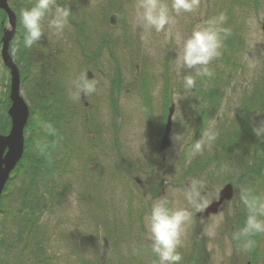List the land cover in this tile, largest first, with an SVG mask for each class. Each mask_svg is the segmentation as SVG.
I'll list each match as a JSON object with an SVG mask.
<instances>
[{
    "label": "rangeland",
    "instance_id": "374dc122",
    "mask_svg": "<svg viewBox=\"0 0 264 264\" xmlns=\"http://www.w3.org/2000/svg\"><path fill=\"white\" fill-rule=\"evenodd\" d=\"M8 1L18 16L10 51L30 117L22 168L2 194L0 264H158L146 225L161 199L192 211L180 264H264V233L244 232V198L264 202V135L253 131L264 122V0H200L192 12L170 13L172 37L151 29L146 40L137 0H69L73 12L63 33L45 23L47 36L32 49L23 46L20 11L34 0ZM221 14L229 33L208 65L212 75L185 89L174 36L186 38ZM77 82L95 85L88 106ZM9 94L0 55V131L7 133ZM173 106L171 143L162 150ZM210 126L216 141L193 154ZM174 132H182V146L173 144ZM30 159L34 179L24 168ZM193 180L206 207L230 183L233 197L203 220L186 199Z\"/></svg>",
    "mask_w": 264,
    "mask_h": 264
},
{
    "label": "clouds",
    "instance_id": "9594fccd",
    "mask_svg": "<svg viewBox=\"0 0 264 264\" xmlns=\"http://www.w3.org/2000/svg\"><path fill=\"white\" fill-rule=\"evenodd\" d=\"M199 5L200 0H171L170 5L166 0H137L136 14L146 33L141 38L146 40L147 33L151 29L172 37L173 34L168 26L174 24L175 20L170 13L174 12L177 15L182 12L189 13L197 9ZM72 12L69 0H65L63 4L57 3V0H34L31 7L21 9L20 22L24 29L23 46L32 49L34 45H41L42 37L47 36L45 23L47 28L54 30L56 34L63 33L69 24ZM225 20L226 17L221 14L194 29L186 38H182L178 33L174 36L179 47L175 55L176 70L179 75H182L185 89H193L197 77L212 75L208 65L221 55L224 38L229 33L228 29L222 27ZM76 86L78 91L85 95L95 91V85L87 82H77ZM178 98L183 97L178 94ZM253 131L258 137L264 135V122L254 125ZM217 136L218 133L212 126L205 129L192 145L191 152L202 154L205 149L212 147ZM183 140L182 132L173 133L172 141L176 147L182 146ZM198 185L199 181L196 180L190 183L186 190V199L192 208L203 211L207 201L201 198ZM244 202L250 210L244 232L264 233V220L258 218V216H264V202H250L247 197L244 198ZM191 216L192 211L189 207H169L167 199H161L152 204L149 222L146 225V239L150 242L152 252L158 257V264H180L182 256L178 249L182 245Z\"/></svg>",
    "mask_w": 264,
    "mask_h": 264
},
{
    "label": "water",
    "instance_id": "95a60500",
    "mask_svg": "<svg viewBox=\"0 0 264 264\" xmlns=\"http://www.w3.org/2000/svg\"><path fill=\"white\" fill-rule=\"evenodd\" d=\"M0 10H4L7 15V25L3 29L1 38V50L0 54L4 64L8 67L11 76V89L10 99L11 105L8 108V115L11 118V128L8 134L0 133V204L3 189L10 178L11 172L16 168L18 163L23 157L25 147L24 129L27 125L30 110L27 102L21 94V76L17 63L14 61L10 53V43L16 35L17 31V16L14 10L10 7L8 0H0ZM116 15L111 16V24H116ZM264 28V26H263ZM89 78L93 75L89 71ZM82 98L85 99V95L82 94ZM85 105H88L85 102ZM174 114V107L170 108L167 123L165 126V132L161 142V149L164 150L169 147L170 133L172 130V117ZM233 186L228 184L220 191L219 201L212 204V206L206 207L203 211L198 213V217L203 220H208V216L211 212L217 211V206L223 203L225 200H230L233 197ZM251 264V263H248Z\"/></svg>",
    "mask_w": 264,
    "mask_h": 264
},
{
    "label": "trees",
    "instance_id": "16d2710c",
    "mask_svg": "<svg viewBox=\"0 0 264 264\" xmlns=\"http://www.w3.org/2000/svg\"><path fill=\"white\" fill-rule=\"evenodd\" d=\"M3 18H5L4 17V14L3 13H1V18H0V21H1V25H2V28H3V26H4V24L2 23L3 22ZM18 63L21 65V67L23 68V69H26V67H24L23 65V63L20 61V60H18ZM27 67H29V66H27ZM62 110V109H61ZM54 127H55V125H54ZM54 131V130H53ZM48 133H50V132H48ZM31 159H32V157H30ZM29 160V162L27 163V165L26 166H24V168L26 167V170H25V172L27 173V174H29V173H31V179H34V177H37V169H36V167L34 168V166H33V163H34V161H32V160ZM23 160H24V158H23ZM39 163H40V161H38ZM20 166V165H19ZM20 168H22V167H20ZM20 168H18L17 170H19ZM32 170V171H31ZM31 171V172H30ZM36 180V179H35ZM35 180H33L34 182L33 183H35L36 181ZM34 187V186H33Z\"/></svg>",
    "mask_w": 264,
    "mask_h": 264
}]
</instances>
